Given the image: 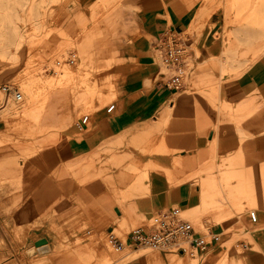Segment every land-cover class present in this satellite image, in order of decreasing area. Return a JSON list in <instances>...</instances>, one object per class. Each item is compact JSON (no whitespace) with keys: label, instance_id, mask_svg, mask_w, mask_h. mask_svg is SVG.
Here are the masks:
<instances>
[{"label":"crops","instance_id":"crops-1","mask_svg":"<svg viewBox=\"0 0 264 264\" xmlns=\"http://www.w3.org/2000/svg\"><path fill=\"white\" fill-rule=\"evenodd\" d=\"M71 1L18 0L12 4L3 0L0 53L6 56L11 38L19 39L13 63L19 61L24 38L19 15L25 7L39 30L44 5L52 2L66 7ZM131 2L136 7L129 24L133 33L110 37L99 51L100 61L90 39L79 42L88 66H111L113 109L108 112L109 105L98 109L88 129L87 125L80 129L78 122L72 123L75 107L84 108L85 94L71 86L49 92L42 109L29 108L26 117L12 118L0 127V184L9 180L21 189L26 203L24 210L17 211L21 219L48 217L36 229L41 233L45 227H65V223L71 227L73 220L98 232L117 230L110 222L119 220L118 225L126 223L131 230L140 217L174 207L194 224L202 213L213 212L215 218L232 213L237 206L242 212L249 203L256 209V221L243 219L253 228L259 226L241 233L252 249L223 260L225 264H264V224H260L264 223V43L258 58L248 63L256 40L264 41V0ZM219 11L224 23L217 45L212 37ZM82 24L85 28L84 20ZM166 30L202 32L192 50L201 68L194 78L198 86L183 84L175 91L162 80L151 42ZM9 99L3 92L0 112L8 111ZM100 99L108 98L102 93ZM99 104L96 101L93 106ZM13 128H24L25 139L63 128L58 133L64 144L60 149L39 142L27 148L20 145L25 162L10 164L7 160L18 156L6 144ZM7 173L12 175L5 177ZM230 218L209 227L220 238L200 253L208 254L207 260L194 258L198 264H212L214 256L229 254L226 250L232 238L224 222ZM44 235L40 237L49 253L40 264H96L90 258L93 246L89 242L74 245L72 250H54L50 237ZM34 251V247L29 249ZM159 252L161 256L141 255L120 264H186L184 255H169L167 262L166 252Z\"/></svg>","mask_w":264,"mask_h":264},{"label":"rangeland","instance_id":"rangeland-1","mask_svg":"<svg viewBox=\"0 0 264 264\" xmlns=\"http://www.w3.org/2000/svg\"><path fill=\"white\" fill-rule=\"evenodd\" d=\"M8 1L15 4L18 0ZM49 1L56 2V0ZM52 2L48 4L49 6L44 5L42 7L45 12L43 17H41L42 28L39 30L34 28L33 19L26 7L19 15L20 28L24 38L19 53L20 59L17 63H13L16 60L13 58V55L17 52L19 39L11 38V48L7 49L9 53L6 56L3 52L0 53V87L11 84L12 91L17 89L22 95L20 101L11 99V95L9 96L8 111L4 110L0 112V127L12 118L26 117L25 112L29 108L42 109L47 94L51 91L59 90L64 86H71L75 91L84 93L86 96L84 108L82 109L81 106L75 107L72 124H76L77 122L79 124L83 115L92 117L98 109L109 105L115 98L113 94L111 66L109 64L103 66H88L86 59L81 54L79 42L84 38L90 39L92 52L95 53L96 58L100 61L102 56L99 51L106 47L107 40L110 37L117 36L121 33H133L129 28V24L131 15L136 10L135 5L132 4L131 0H72L66 7L62 4L57 6L51 5ZM2 4L3 0H0V5ZM217 14L219 24L215 28L212 38L219 45V32L224 21L221 11L217 12ZM65 16L66 19H63L61 22L60 18ZM91 16H94V19ZM83 20L86 23L84 25L85 28H81L83 27ZM234 25L236 24L234 23ZM211 27L212 25H209V28ZM247 30L251 32L252 29L248 28ZM201 34L202 32L199 33L196 30L188 32V40L185 39L188 49L194 50L193 47L195 44L197 45ZM154 40L155 38L152 39L153 43ZM152 42L151 46L153 47ZM256 42L257 44L253 46L252 51L248 53V63H252L258 58L260 46L264 43L263 38H258ZM0 44H2L1 35ZM73 54L75 55V58H73L75 60L70 64L68 60L71 59ZM196 54L198 55L199 52L196 51ZM77 60H80L78 64H76ZM155 60L160 65L156 58ZM4 62L6 65H3ZM65 63H69L70 65L66 66ZM190 63H192L191 66L193 67L187 80L184 79V85L186 87L190 85L192 87L193 84L194 86H198L194 82V78L201 68L194 63V57L193 62ZM15 74L17 75L16 77ZM162 80L165 81L166 78ZM102 93L106 94L108 99L101 101L100 96ZM0 96L1 102L3 101L2 91H0ZM96 101L100 102V104L93 106ZM89 124L90 119L86 124L87 129ZM62 129L56 130L53 128L48 133H43V136H38L34 139H25L22 136L27 132L24 128H13L8 134L9 139L6 141V144L14 147L18 152V156L7 161L10 164L25 162L23 159L25 154L21 152L20 145L27 148L34 145L35 142H39L44 144L45 147L53 146L60 149L64 144V137L59 135ZM49 133H51L50 136L48 135ZM11 175V173H7L5 177H10ZM2 183V185L0 184V264H40V259L42 257L46 258L49 253V250L43 243L44 240H41L40 236L42 234H45L44 236L47 238L50 237V240L53 242L51 245H55L53 247L54 250L63 248L72 250V246L74 245L89 242L93 246L90 258L96 264H120L137 256L156 253L161 256L158 250H152L150 248H147L148 250L132 252V250L125 247L123 251L116 253L118 251L108 243V233L112 228L108 232H98L88 228L87 225L82 224L83 222H75L74 220L70 222L71 227H66L69 226V223H65V227H45L41 233V229H36L44 226V222L48 217L36 216L34 218L26 217L25 219H21L17 211L26 208L25 198L21 195V189L16 188L9 180H5ZM124 199L125 196H122L121 201ZM247 205L243 208L242 212H240L242 207L237 206L234 207L232 213L215 218L213 212H205L200 215L198 222L194 221V226L197 230L206 232L207 228L213 224L231 217L224 222L225 224L223 223L225 228H229L226 231L228 233L230 232L232 238L231 245L226 250L229 254L214 256L211 259L212 264H225L227 255L240 257L252 249L249 239L241 232L244 229L254 231L259 225L253 228L250 223L244 221L243 217L247 216L248 218L250 211H256L251 204L248 203ZM151 217V215L140 217V219L135 221L136 226H142ZM185 218L189 219L187 216ZM110 223H113L114 228L118 226L117 230L113 229L112 231L113 235L119 238L120 241L124 239L131 228L126 223H120L118 225L119 220H113ZM260 224L263 225L264 223L260 221ZM221 240H224L223 236ZM238 240L244 241V244H237ZM31 247L35 248L34 252H29ZM185 253L186 264H198L197 260L191 259L189 256H196L199 258V261L208 259V254L201 255L198 251H194L191 254L190 250L187 249ZM170 254V252L165 253L164 257L166 260ZM224 257L225 259L223 260ZM177 264H181V261Z\"/></svg>","mask_w":264,"mask_h":264},{"label":"built area","instance_id":"built-area-1","mask_svg":"<svg viewBox=\"0 0 264 264\" xmlns=\"http://www.w3.org/2000/svg\"><path fill=\"white\" fill-rule=\"evenodd\" d=\"M152 51L159 59L160 65L168 71L164 81L165 85L175 91L180 89L184 84L187 65L193 57V52L188 49L182 32L164 31L154 41ZM68 62L71 60L69 59ZM0 88L4 92L6 101L11 94L16 100L20 99L19 92L16 89L12 91L9 85H2ZM112 109L113 104L110 103L107 111ZM89 119L88 115H83L78 128L83 129ZM155 214L150 224L144 223L128 233L130 246L135 248L145 246L152 250L179 254H184L188 249L192 254L194 251L204 252L219 241L220 237L210 232L209 228L206 232L196 230L183 216L180 208L174 207ZM249 217L252 222H255L256 212L250 211ZM108 236L116 250L122 247V242L113 235V231H110Z\"/></svg>","mask_w":264,"mask_h":264},{"label":"bare ground","instance_id":"bare-ground-1","mask_svg":"<svg viewBox=\"0 0 264 264\" xmlns=\"http://www.w3.org/2000/svg\"><path fill=\"white\" fill-rule=\"evenodd\" d=\"M182 35L185 37V39L186 40H188V37H187V34L186 33H183L182 32ZM73 58H75V55L73 54L72 55V57H71V62H69L70 64H72L73 62H74V60L75 59H73ZM155 58L157 59V61L159 62V59L155 56ZM78 61L79 60H77L76 62V64H78ZM190 62H193V57H191V61ZM66 64V66H69L70 64ZM194 63H195V60H194ZM191 64L192 63H189L188 65H187V68H186V70H185V76H184V79H186V77H187V75L190 73V71H191V69H192V67L193 66H191ZM160 66V71H159V74L160 75H162L163 76V78H166V75H167V70L165 69V67H163V66H161V65H159ZM185 81V80H184ZM12 90V89H11ZM20 94V93H19ZM11 97H12V99H14V100H16L14 97H13V95L11 94ZM22 99V95L20 94V99L19 100H16V101H20ZM183 214V213H182ZM156 215V214H155ZM154 215V216H155ZM154 216H152L151 218H148L147 219V222H145V223H148V224H150L151 223V221L153 220V218H154ZM185 217V216H184ZM187 219V218H186ZM187 220H189V219H187ZM144 221V220H143ZM190 221V220H189ZM190 223L194 226V224L190 221ZM140 227V225L139 226H136V227H134V228H132L131 230H129L128 232H127V234L125 235V237H124V239H121V242H122V244H123V247H121L120 249H117V251L118 252H116V253H119V252H121V251H123L124 250V248L125 247H127V248H129L130 250H132V251H135V252H139V251H141V250H148L145 246H138V247H132V246H130V245H128L127 244V236H128V233L130 232V231H132V230H135V229H137V228H139ZM195 227V226H194ZM109 244H110V246H112L113 247V245H112V243L109 241L108 242ZM114 248V247H113ZM120 250V251H119ZM184 255V256H186V253H184V254H179V253H171L170 255ZM191 259H194L196 256H189Z\"/></svg>","mask_w":264,"mask_h":264}]
</instances>
